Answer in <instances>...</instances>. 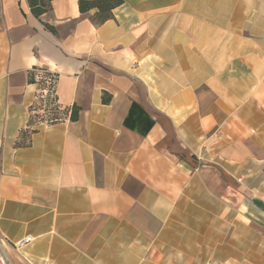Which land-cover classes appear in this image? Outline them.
<instances>
[{
    "label": "crops",
    "instance_id": "1",
    "mask_svg": "<svg viewBox=\"0 0 264 264\" xmlns=\"http://www.w3.org/2000/svg\"><path fill=\"white\" fill-rule=\"evenodd\" d=\"M95 12L53 0L39 19L1 0L0 253L264 264V0H124L101 24ZM41 68L78 119L32 112Z\"/></svg>",
    "mask_w": 264,
    "mask_h": 264
},
{
    "label": "trees",
    "instance_id": "2",
    "mask_svg": "<svg viewBox=\"0 0 264 264\" xmlns=\"http://www.w3.org/2000/svg\"><path fill=\"white\" fill-rule=\"evenodd\" d=\"M31 12L33 15L39 19L41 17L50 12L52 10V2L53 0H28ZM79 9L82 14H87L91 10L95 9L96 12L92 16L93 21L97 24L104 23L105 21L114 17V9L119 7L124 3V0H78ZM0 14H1V0H0ZM45 27L52 32H56L54 26L43 22ZM33 71L30 75V80L33 83H37L39 88V93L37 96V100L35 105L32 107V112L37 111L38 109H44L46 112H49L46 120L48 122H55L58 120H63L66 117H70L72 120H76L79 117L80 108L77 105H74L71 108H61V105L58 101L57 96V81L58 74L50 71L48 68H41L39 70ZM49 78H52L50 89L54 93V97L46 96L43 97V89L47 87V81ZM105 101L109 100V97H104ZM44 101L46 104L44 105ZM71 112V114H69ZM40 113H33V117H38ZM49 116H52L48 118ZM33 122V119L31 120ZM32 124V123H31ZM33 130L29 127L23 129L20 134L19 142L17 143L19 146L27 145L31 141V134Z\"/></svg>",
    "mask_w": 264,
    "mask_h": 264
},
{
    "label": "built area",
    "instance_id": "3",
    "mask_svg": "<svg viewBox=\"0 0 264 264\" xmlns=\"http://www.w3.org/2000/svg\"><path fill=\"white\" fill-rule=\"evenodd\" d=\"M51 82H52V78H49L48 81H47V87L45 89H43V93H42L43 94L42 95L43 97H46L47 95L48 96H51L52 98L54 97V93H53V91L49 87L51 85ZM45 104H46V101H44V105ZM1 170H2V163L0 161V171ZM28 241H30L29 238H27L24 242H19L17 244V246H20L21 244H23L25 242H28ZM0 264H11L9 258L4 253H0Z\"/></svg>",
    "mask_w": 264,
    "mask_h": 264
},
{
    "label": "rangeland",
    "instance_id": "4",
    "mask_svg": "<svg viewBox=\"0 0 264 264\" xmlns=\"http://www.w3.org/2000/svg\"><path fill=\"white\" fill-rule=\"evenodd\" d=\"M50 117H52V116H49L48 118H50Z\"/></svg>",
    "mask_w": 264,
    "mask_h": 264
}]
</instances>
